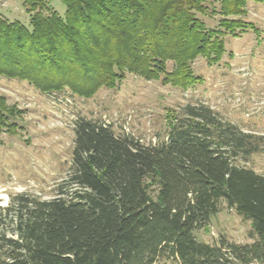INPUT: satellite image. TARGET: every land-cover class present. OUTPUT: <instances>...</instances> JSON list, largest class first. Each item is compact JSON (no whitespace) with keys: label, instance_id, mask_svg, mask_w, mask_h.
Masks as SVG:
<instances>
[{"label":"trees","instance_id":"16d2710c","mask_svg":"<svg viewBox=\"0 0 264 264\" xmlns=\"http://www.w3.org/2000/svg\"><path fill=\"white\" fill-rule=\"evenodd\" d=\"M62 1L60 15L22 0L28 26L0 15V76L82 98L127 74L187 88L202 82L197 57L217 63L226 35L258 31L241 16L264 0ZM23 112L0 93V132L16 134ZM166 118L164 138L143 144L78 116L55 194L19 191L0 204V264H264V173L244 164L264 152V135L203 103ZM222 203L250 221V242L197 239Z\"/></svg>","mask_w":264,"mask_h":264},{"label":"rangeland","instance_id":"374dc122","mask_svg":"<svg viewBox=\"0 0 264 264\" xmlns=\"http://www.w3.org/2000/svg\"><path fill=\"white\" fill-rule=\"evenodd\" d=\"M46 1L58 14H64L62 0ZM244 8L241 17L258 31L226 35V52L217 63L197 57L191 66L202 82L187 88L127 74L117 87L101 88L82 98L68 91L42 93L27 81L0 76V93L9 104L24 110L17 119L16 134L0 132V204L5 205L9 194L19 191L43 198L55 194L70 169L73 124L78 116L112 123L118 134L156 144L167 131L168 113L187 103H203L242 130L264 135V1H249ZM0 15L29 25L22 0H0ZM218 17L204 19L213 26ZM244 164L264 173V152L252 154ZM250 229L248 219L222 203L208 225L194 234L208 243L221 236L245 243L252 240ZM157 264L171 263L161 260Z\"/></svg>","mask_w":264,"mask_h":264}]
</instances>
